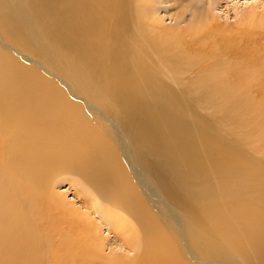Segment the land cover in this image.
<instances>
[{
	"label": "bare ground",
	"instance_id": "6f19581e",
	"mask_svg": "<svg viewBox=\"0 0 264 264\" xmlns=\"http://www.w3.org/2000/svg\"><path fill=\"white\" fill-rule=\"evenodd\" d=\"M81 1L84 10L79 11L89 20L100 10V60L118 58L119 69L139 77L126 81L129 91L112 99L94 72L90 71V78L61 59L60 51L67 50L68 39L61 37L59 48L51 47L48 36L53 30L46 27L43 32L34 22L29 0H0V12L12 15L8 21H0V26L15 29L14 33L23 29L32 43L28 53L20 51L16 38L10 41L16 45L14 55L4 46L0 49V264H262V200L230 201L226 211H232L231 216L214 211L212 206L202 212L197 207L178 209L201 213L199 220L205 222L206 234H198L187 225L186 216L183 219L170 206L163 181L179 178V156L186 158L191 152L182 151L177 157L174 144L164 145L165 134L166 139L159 140L155 149L142 152L139 148L140 143L151 140L152 120L157 138L162 127L169 130L175 143L184 136V119L169 109L161 88L150 78L145 54L134 48L138 40L144 42L141 36L145 33L162 31L151 14L152 0H100V7L95 3L90 6L92 0ZM49 8L53 14L58 12L56 7ZM112 17H117L116 23L112 24ZM242 17L244 21L247 18ZM91 38L87 35L84 41ZM204 38L198 44L201 53L207 49L202 59H213L217 54L218 60L220 45ZM148 42L170 52L169 47L156 45L155 38H148ZM74 53L85 54L81 48ZM127 59L132 67H127ZM39 70L54 73L65 90L44 79ZM236 70L237 90H243V99L235 103L246 108L248 101L247 109L256 111L254 120L264 128V78L253 71ZM140 86L152 90L158 114H153L144 100L131 96L132 88ZM214 86L215 82L201 80L200 87L214 90ZM252 87L260 94L257 100L248 94ZM97 124L105 127L108 139ZM185 127L202 137L211 131L208 121L201 118ZM153 153L157 160L148 159ZM167 159L175 172L163 170ZM60 178L74 185L75 196L83 194L81 204L86 211L74 204L66 206L54 186ZM184 195L181 191L171 201ZM149 196L162 204L157 207ZM45 200L50 201L47 208ZM59 209L68 211L71 219L77 214L76 224L70 220L61 227L62 223L54 220L56 214L50 213ZM153 212L173 216L178 232L162 229ZM101 226L113 230L120 243L109 254L103 253V236L97 235Z\"/></svg>",
	"mask_w": 264,
	"mask_h": 264
},
{
	"label": "rangeland",
	"instance_id": "374dc122",
	"mask_svg": "<svg viewBox=\"0 0 264 264\" xmlns=\"http://www.w3.org/2000/svg\"><path fill=\"white\" fill-rule=\"evenodd\" d=\"M29 3L33 20L40 29L43 32L47 31L46 27L53 30L48 36L51 47L58 49L59 39H68L67 50L60 51L63 61L82 69L89 76L90 71L94 72L98 76L99 85L110 91L112 99L129 91L125 82L136 79L139 75H133L130 70L119 69L121 61L118 58L100 60V10L99 14L89 20L79 11L84 10L81 0H29ZM94 3L100 7V0H92L89 5L93 6ZM150 5L154 21L162 27V31L150 35L145 33L141 36L144 42L138 40L134 48L145 54L146 64L151 71L150 78L161 88L168 100L169 109L176 111L184 119L181 122L184 136L183 140L175 143L169 130L162 127L157 138L152 130L155 122L152 120L149 122L151 140L140 143L139 148L142 152L151 151L158 147L159 140L166 139V135L164 145L174 144L173 150L177 157L182 151L191 152L189 157L179 156L176 167L179 178L168 177L167 181H163L169 191V203L174 212L183 219L186 216L187 225L198 234H206L205 222L199 220L201 213H188L185 209L197 207L202 212L204 207L212 206L214 211L231 216L232 211H226V205L234 199L264 202V128L254 120L256 111L247 109L248 101L246 108L243 104L240 106L235 103V100L243 99V90H237L236 69L243 73L244 70L253 71L252 74L264 78V0H152ZM49 7H56L58 12L53 14V9ZM132 9H135L133 5ZM242 16H247L245 21ZM11 17L10 11L0 12L2 22ZM114 21L116 23L117 17H112V24ZM14 30L8 31L0 26V49L3 50L4 46L14 55L16 45L10 41L16 38L20 51L28 53L31 41L23 29L15 33ZM87 35H92L90 41H84ZM201 37L220 45L219 53L222 51V55L218 60L217 54L213 59H202V54L207 49L202 53L198 49ZM148 38H155L156 45L167 46L170 52L165 53L152 47ZM76 48L84 51L83 57L74 53ZM37 59L44 62L40 55ZM126 64L128 68L132 67L130 59L126 60ZM43 65L47 67L45 62ZM39 73L44 79L65 90L63 81H59L54 73L42 70ZM204 79L215 82L214 90L212 87H200L201 80ZM256 89H248V94L254 100L260 97ZM131 96L144 100L148 103V109L153 114H158L151 89L145 86H140L138 90L132 88ZM199 118L208 121V128L211 130L204 137L185 127ZM97 125L108 139L105 127ZM147 156L150 160L158 158L156 153ZM168 157L169 154H166L165 158ZM168 163L167 159V165L162 166L163 170L175 172L171 169L172 164ZM165 175L162 172V176ZM64 179H57V183H54L56 192L62 195L66 206L74 204L82 212L86 211L81 204L83 194L75 196L77 191L74 185ZM181 191L185 195L180 200L177 198L171 201ZM149 199L156 206L162 204L153 196H149ZM44 205L47 208L50 201L45 200ZM181 208L185 209L178 210ZM50 213L56 214L57 219L54 220L62 223L61 227L66 226L70 220L75 225V219L79 218L75 214V219H71L70 213L62 209ZM152 215L162 229H168V233L178 232L173 216L164 212H153ZM94 222L98 225L96 217ZM100 234L103 236V253L109 254L120 245L116 233L106 226H101V229L99 227L97 235ZM249 255L251 254L247 253ZM247 264L256 263L247 261Z\"/></svg>",
	"mask_w": 264,
	"mask_h": 264
}]
</instances>
